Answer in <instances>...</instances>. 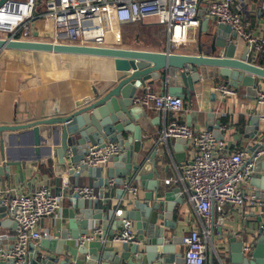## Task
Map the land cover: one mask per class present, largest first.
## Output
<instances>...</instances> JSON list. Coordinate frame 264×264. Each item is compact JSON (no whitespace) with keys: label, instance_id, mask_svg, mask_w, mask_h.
<instances>
[{"label":"water","instance_id":"95a60500","mask_svg":"<svg viewBox=\"0 0 264 264\" xmlns=\"http://www.w3.org/2000/svg\"><path fill=\"white\" fill-rule=\"evenodd\" d=\"M7 1L0 0V8ZM206 26L207 21H202L194 54H173L169 50L159 53L141 49L78 46L54 44L49 41H15L0 38V51L15 50L109 58L114 61V68L118 73L116 85L105 88L101 94L98 90L91 88V96L77 102L76 110L68 116L48 113L42 119L27 124L0 126V178L10 183L12 173L17 172L19 177H22L21 164L13 162L8 156L9 150L5 149L8 139L12 136L47 131L50 137L44 142L45 155L37 159L35 166L40 161L53 158L61 171L68 170L69 176L78 177L87 172L96 183L94 187L99 189L98 200L84 201L70 193L69 185L62 188L60 176L55 178V195L66 196L70 204V207L63 211V218L66 220L60 222V226L56 228L50 239L39 241L36 250L33 249V244L30 245L31 254L27 257L25 264H184V254L177 252L182 243L176 235L177 225L173 217L175 210L185 204L179 197L178 188L163 192L156 179L161 160H167L168 152L178 149L179 145L186 148L184 140L168 141L166 145L162 144V147L158 142L152 151L146 153H140L138 147L130 150L131 152H123L110 160L117 165L107 171L106 178H102V168H90L80 164V161L89 146L101 145L105 139V126H101L100 123L101 114L106 108L117 106L124 121L134 120V110H129L130 103L126 98L134 97L135 90L144 87L146 81L159 79L164 85L168 83L170 77L178 76L182 85L192 90L193 85L199 82L204 74L210 72L230 88L236 90L244 86L247 88L248 96L257 98L260 80H264V65L251 64L247 61L248 47L239 57L236 56L239 44L233 43L235 34L230 27L216 24L214 31L208 33ZM201 34L208 39V54L203 52L200 42ZM50 38V36L47 37V40ZM167 94L179 97L182 96V89L170 87ZM135 109L141 108L135 107ZM208 118L206 130L213 132L218 140H223V134L220 131L222 121L215 124L213 112H210ZM180 123L185 124V122ZM260 123V117L254 114L247 129L249 135L245 138L258 137ZM186 124L190 126V123ZM263 148L264 143L261 142L253 148V152L256 153ZM174 158L179 162L178 156L174 155ZM71 167L77 168L76 174L70 170ZM114 176H117L119 181L114 180L116 186L122 187L135 182L142 189L148 190L142 201L127 197V206H132V209L125 210L122 218L119 219L115 218L116 209L106 210L108 199L103 198L104 190H109V181ZM255 178L257 176H253V179ZM253 186L259 188V183L255 181ZM260 189L264 193V183ZM126 195L120 188L115 192V198L119 201ZM100 202L105 209L104 213L99 208ZM259 210L257 207V213L250 215L251 220L245 229L235 234L229 231L223 232L225 220L219 219L216 222V212L214 209L211 211V225L214 227L216 223H219L218 231L221 233L219 242L227 256V261L221 259L220 264H264V213H260ZM7 217H9L7 210L0 200V229L6 228ZM122 219H128L135 225V240L138 244L119 243L121 244L120 252H115L114 247H106L105 244L109 239L113 242V237L121 231ZM111 221H114L113 228L108 231ZM249 223H251L250 227ZM14 227L15 224H13ZM98 227L100 234L96 235L93 241L82 245L78 243L80 237L93 234ZM251 239L252 251L246 254L243 251L245 243ZM4 240L6 237L0 236V242ZM214 242L215 239L211 238V244ZM214 254V250L210 252L208 264H214ZM0 264H14V262L1 261Z\"/></svg>","mask_w":264,"mask_h":264},{"label":"crops","instance_id":"0c3cea01","mask_svg":"<svg viewBox=\"0 0 264 264\" xmlns=\"http://www.w3.org/2000/svg\"><path fill=\"white\" fill-rule=\"evenodd\" d=\"M12 2H24L25 0H8ZM211 0H199L198 3V19L200 27L197 30H190L188 32L187 41L177 48L167 44V33L164 26H126L127 33L122 36L121 27L116 35L108 38V43L104 47L107 48H122V49H137L134 45H124L122 42L125 39L126 43L130 44L136 40L137 36L139 42L148 45L144 51H152L164 53L169 50L173 54H194L196 49L197 37L201 32L202 21H207L205 27L206 32L214 31L217 22L208 17V6ZM262 0H242L237 2L234 9L241 15L243 21L248 28L251 29L255 37H264V10L261 7ZM44 0H37L34 11V18L30 22V35L28 40L35 42H51L53 35V26L51 21L44 19ZM204 19V20H203ZM142 24V23H141ZM158 24V22H157ZM156 24V25H157ZM145 25V24H143ZM133 29V31L130 29ZM150 32L154 36L155 41L153 45L147 44L145 33ZM51 37L47 40V37ZM116 36V38H115ZM114 37V38H113ZM166 37L165 42L161 38ZM124 38V39H123ZM137 42V41H136ZM135 42V43H136ZM201 46L204 54H208L209 42L208 39L201 34ZM156 43H159L157 45ZM64 44H68L67 41ZM159 46L157 48L156 46ZM154 46V48H153ZM246 48L244 42L239 43L236 56L239 57ZM140 50V49H137ZM211 71V70H210ZM209 74V75H208ZM206 73L202 79L193 85V89L184 87L178 76L169 78L168 83L162 84L161 80H149L145 82V86L151 88L156 93H166L170 87L182 89V96L184 109L178 114L171 115V119L178 122L190 123V127L196 132L206 131L209 123V114L213 112L215 124L222 121L221 127L226 129L222 131L223 140L227 144L226 152L231 154L240 150H247L250 155L253 148L261 142L264 143V121L260 123V133L255 139H247V129L249 127L250 119L255 115H260L264 111V106H258L257 98L253 99L247 94V88L242 86L239 89H233L236 92L234 96L222 98L215 88L219 85H227L220 78L211 75L213 73ZM118 73L114 68V61L109 58L94 57V56H80V55H56L45 52H27L15 50L0 51V126H8L13 124H27L33 121L42 119L46 114H57V116H68L76 110L75 104L81 100L91 96V88L98 90L101 94L105 88H110L116 85L115 81ZM144 86V87H145ZM140 87L135 90L133 96L140 95L144 89ZM260 91L264 92V80H260ZM128 95V94H126ZM176 97V96H175ZM134 97L129 101V110H134L132 121H124L121 116L119 108L111 106L106 108L101 114V123L104 125V141L103 143H113L118 145L123 152H131L137 147L140 148V153L152 151L158 143L159 132L163 127V116L156 111H146L135 109L132 103ZM140 108V107H139ZM144 111V112H143ZM187 125V124H186ZM221 131V130H220ZM50 133L47 131L39 132L37 134H27L24 136H12L8 139L5 149L9 150L8 156L13 162H18L22 167V177H19L17 172L12 173L10 183L4 178H0L2 187L17 189L21 194H30L40 186H47L55 195L56 186L55 178L59 177L64 171L59 169L55 159H46L40 161L37 166L38 158L45 155L44 145L45 140L49 139ZM173 142L175 140H172ZM162 147V144H160ZM171 152H168V158L165 161L161 160L158 166V176L160 187L163 192L176 189L177 186H165L163 182L175 174V166L181 167L189 162L191 159V148L179 145ZM264 149V148H263ZM162 150V148H161ZM262 150V149H261ZM260 151V150H258ZM257 151V152H258ZM174 155L179 157L178 161ZM117 164L109 162L103 169L102 178L107 177V171L112 170ZM77 170L75 171L76 174ZM253 176L257 178L253 179ZM252 178L243 185L245 193L254 199L253 202L248 203L243 208L227 207L223 214L216 213V222L219 219H224L223 232H231L233 234L243 231L247 223L251 220L250 215L257 213V202H264V193L261 191V186L264 183V157L260 158L255 173ZM68 179L69 187L72 189L78 187H91L96 192V200H98L99 189L94 187L95 181L90 178L87 172L80 174L78 177L63 176ZM113 180L118 181V177L114 176ZM259 183V188L253 186L254 182ZM132 186L137 187L136 195H126L122 202L116 200L115 192L122 189V187L113 184L109 190H104L103 198L108 199L107 209L115 211L131 210L132 206H127L128 199H139L142 201L148 190L142 189L137 183L132 182ZM70 207V204L65 200L61 209L57 211L54 216L43 219L41 222V229L48 231L50 238L53 236L56 228L60 226L63 218V211ZM256 207V209H255ZM99 208L105 212L103 205L99 204ZM259 212L264 213V208L259 207ZM123 216V215H122ZM116 219H119L115 216ZM10 219V220H9ZM115 221V220H114ZM114 221L109 223L108 231L113 228ZM173 221L176 222V235L182 239L184 235L192 230L200 228V221L194 214L191 208L187 205L175 210ZM211 222V220H210ZM206 222L205 226L210 231L211 238L215 239L214 245L221 246L219 239V223L211 225ZM7 226L0 229V236H5L6 240L0 242V249L4 245H10L15 237L14 222L10 217L6 219ZM98 226L99 223H97ZM251 223H249V227ZM134 232L135 225L133 224ZM79 231V229H78ZM97 231H100L98 227ZM181 242V241H180ZM252 239L247 241L245 245L251 244ZM39 242L33 244V249H37ZM28 245L27 257L31 254L30 245ZM106 247H114L115 252H120L121 244L111 242V239L106 241ZM217 247V246H216ZM184 254V247L180 246L177 252ZM211 249L209 246L207 252V264ZM27 259V258H26ZM2 260L0 259V262ZM214 264H220L215 260Z\"/></svg>","mask_w":264,"mask_h":264},{"label":"built area","instance_id":"2783aa9c","mask_svg":"<svg viewBox=\"0 0 264 264\" xmlns=\"http://www.w3.org/2000/svg\"><path fill=\"white\" fill-rule=\"evenodd\" d=\"M242 0H211L208 6V17L217 24L231 28L235 34L234 44L244 42L249 48L247 61L251 64L264 65V37H255L251 29L234 9ZM246 1V0H245ZM250 1V0H247ZM199 0H44V19L53 26L52 41L59 44L78 46L104 47L105 40L115 34L120 26L143 23L145 18L156 17L167 33V44L177 48L185 43L190 30L200 27L198 19ZM37 0L24 2L7 1L0 8V38L5 40L27 41L30 35V22L34 18ZM264 10V0L261 2ZM119 30V29H118ZM117 30V31H118ZM19 36L17 38L16 36ZM215 91L222 97L236 95L229 86L219 85ZM133 105L146 111H156L163 116V127L159 132L158 142L167 144L172 140H184L191 148V159L180 168L175 166V174L165 180V186L174 185L180 190L179 197L192 209L200 221V228L192 230L181 239L184 247V264H207L209 246L214 250L219 261L218 248L210 243V231L205 223L211 220L213 209L223 214L227 207L243 208L254 199L243 190L254 175L256 165L264 157V149L250 155L247 150L227 153L225 140H218L213 132H196L192 127L181 124L170 116L183 111L184 103L179 97L166 93H156L145 86L140 95L134 96ZM258 106H264V92L259 91ZM264 121V111L259 115ZM226 128L221 127V132ZM123 153L113 143H102L87 148L80 164L90 168L104 169L112 158ZM74 172L77 168L71 167ZM68 170L63 172L62 188L68 187ZM114 180L109 181V187ZM71 194L81 200H96V192L91 187L75 186ZM127 195H136L137 187L123 185ZM0 200L15 224V237L10 245L0 249L2 261L25 264L28 245L44 239H50L48 231L41 229L43 219L54 216L61 209L66 196H56L47 186H40L30 194H21L15 188L2 187L0 180ZM122 202V200H120ZM263 207L264 202L258 201ZM123 211H115L117 218H122ZM211 223V222H210ZM121 231L112 239L115 243L137 245L133 222L121 220ZM100 231L80 237V245L91 242ZM244 253L252 251L250 244L245 245Z\"/></svg>","mask_w":264,"mask_h":264},{"label":"rangeland","instance_id":"374dc122","mask_svg":"<svg viewBox=\"0 0 264 264\" xmlns=\"http://www.w3.org/2000/svg\"><path fill=\"white\" fill-rule=\"evenodd\" d=\"M142 24H145L144 26H154V25H156L157 24V19H156V17H151V18H145L144 19V21H143V23ZM126 26H134V28H138V26H141L140 25V23H136L135 25H123L122 27H121V32H122V29L124 30L123 31V33H122V35H126V31H127V27ZM157 26H163V25H157ZM130 29V28H129ZM118 30V29H117ZM117 30H115L116 32H115V34L117 35L118 34V32H119V30L117 31ZM130 30H132L133 31V29H130ZM114 34V35H115ZM133 34H135V32L133 31ZM145 35L146 36H148L147 38H146V43L147 44H149V45H153V42H156L155 41V38H154V36H152L151 35V33L150 32H148V33H145ZM114 38V37H113ZM115 38H116V36H115ZM124 39V38H123ZM162 40H164L163 42H165V40H166V37H163V38H161ZM108 39H106L105 40V45H107V43H108ZM137 41V42H136ZM62 42H65V41H62ZM136 42V43H135ZM135 42H134V40L132 41V42H130V44H128V42L126 43V40L124 39L123 40V44L124 45H134V47H136L137 49H146L147 47H149L148 45H144V43L143 44H140V45H138V43H140L137 39L135 40ZM157 45H159V43H156ZM157 45H154V46H156L157 48H159V46H157ZM154 46H153V48H154ZM150 48V47H149ZM215 246H217V248H218V255L221 257V259L223 260V261H227V256H226V254H225V252H224V249L222 248V245L221 246H218V244H215ZM214 257H215V260L217 261V262H220L219 261V259H218V257H217V255H215L214 254Z\"/></svg>","mask_w":264,"mask_h":264},{"label":"trees","instance_id":"16d2710c","mask_svg":"<svg viewBox=\"0 0 264 264\" xmlns=\"http://www.w3.org/2000/svg\"><path fill=\"white\" fill-rule=\"evenodd\" d=\"M132 25H135V24H132ZM140 25H141V26H144V25H143V24H141V23H140ZM157 25H159V24H157ZM157 25H154V26H157ZM124 28H125V27H124ZM124 28H123V29H124ZM123 29H122V33H123V31H124ZM122 36H123V35H122ZM16 37H17V38H19V36H18V35H17ZM136 39H137V40H139L138 36H137V38H136ZM141 42H142V41H141ZM141 42H140V43H138V45L142 44Z\"/></svg>","mask_w":264,"mask_h":264}]
</instances>
